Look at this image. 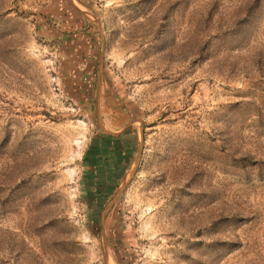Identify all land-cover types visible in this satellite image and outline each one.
<instances>
[{
    "label": "rangeland",
    "instance_id": "obj_1",
    "mask_svg": "<svg viewBox=\"0 0 264 264\" xmlns=\"http://www.w3.org/2000/svg\"><path fill=\"white\" fill-rule=\"evenodd\" d=\"M0 264H264V0H0Z\"/></svg>",
    "mask_w": 264,
    "mask_h": 264
},
{
    "label": "water",
    "instance_id": "obj_2",
    "mask_svg": "<svg viewBox=\"0 0 264 264\" xmlns=\"http://www.w3.org/2000/svg\"><path fill=\"white\" fill-rule=\"evenodd\" d=\"M103 131H104V130H103ZM120 188H121V187H119V188L116 190V192L114 193V195H116V194L118 193V191L120 190ZM114 195H113V197H114ZM113 197H112V198H113Z\"/></svg>",
    "mask_w": 264,
    "mask_h": 264
},
{
    "label": "trees",
    "instance_id": "obj_3",
    "mask_svg": "<svg viewBox=\"0 0 264 264\" xmlns=\"http://www.w3.org/2000/svg\"><path fill=\"white\" fill-rule=\"evenodd\" d=\"M117 134V133H116ZM116 134H108V135H116Z\"/></svg>",
    "mask_w": 264,
    "mask_h": 264
}]
</instances>
